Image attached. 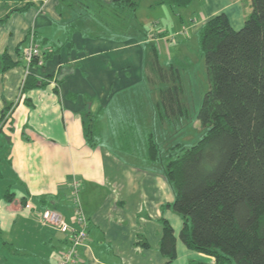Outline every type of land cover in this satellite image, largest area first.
Instances as JSON below:
<instances>
[{"label": "crops", "instance_id": "obj_1", "mask_svg": "<svg viewBox=\"0 0 264 264\" xmlns=\"http://www.w3.org/2000/svg\"><path fill=\"white\" fill-rule=\"evenodd\" d=\"M242 2L193 0L188 8L199 11L201 23L224 13L238 30L251 12V1ZM26 3L28 9L12 12ZM59 6L58 0H0V56L7 53L18 62L5 71L0 63V113L12 104L0 121V211L9 219L5 229L0 226V264L59 263L67 237L41 224L34 212L54 209L73 222L74 182L88 223L87 247L78 250L77 264H214L179 239L182 220L166 207L174 192L164 167L118 166L113 152L86 143V112L94 115L101 140L113 97L136 85L132 61L143 57L130 51L134 46H122V38L102 35L92 22L72 29L75 10ZM31 30L48 54L43 66L26 73L19 58ZM29 73L45 84L23 92ZM6 189L14 194L11 202L4 198ZM160 219L168 221L176 240L170 263L159 250Z\"/></svg>", "mask_w": 264, "mask_h": 264}, {"label": "trees", "instance_id": "obj_2", "mask_svg": "<svg viewBox=\"0 0 264 264\" xmlns=\"http://www.w3.org/2000/svg\"><path fill=\"white\" fill-rule=\"evenodd\" d=\"M192 1L155 0L151 6L176 10L188 7ZM250 1L251 12L240 29L234 30L224 13L207 19L199 28L198 44L208 81V90L196 113L203 133L188 148L180 143L169 147L164 167V177L174 192L173 202L166 207L182 220L179 239L188 249L212 257L214 264H264V0ZM58 2L60 6L82 10L81 17L70 21L72 29H80L85 21L94 23L102 35H123L136 29L140 0ZM29 7L26 3L12 12ZM164 36L159 33L154 37ZM176 37L174 34L167 40ZM46 54L43 52V60ZM0 63L1 71L18 64L7 53L0 56ZM143 64L148 69L146 80L162 86L154 105L158 121L176 120L186 113L179 84V67L183 63L163 66L156 45H152ZM38 84L45 83L29 73L22 90L26 92ZM11 106L1 111L0 121L5 120ZM93 118L86 112L83 119L90 147L99 141ZM149 151L150 160H154L152 141ZM13 195L6 189L4 198L11 202ZM159 223V250L170 263L176 258L173 229L164 219ZM3 245L20 255L13 245Z\"/></svg>", "mask_w": 264, "mask_h": 264}, {"label": "rangeland", "instance_id": "obj_3", "mask_svg": "<svg viewBox=\"0 0 264 264\" xmlns=\"http://www.w3.org/2000/svg\"><path fill=\"white\" fill-rule=\"evenodd\" d=\"M153 2L154 0H140L137 19L134 21L136 29H131L128 34L117 35L119 39L122 38L118 42L123 43L122 46H134L130 51L135 57L141 54L143 63L152 45H156L163 66L170 62L183 63L179 67V84L182 87L181 99L186 113L176 120L169 121L166 118L162 122L158 121L154 105L158 100V89L162 86L151 85L144 76L146 66L134 58L132 67L137 76L134 79L138 81L135 82L136 85L113 97L108 107L111 117L106 120V125H101L104 134L98 141L103 149L113 152L118 166L127 162V167H165L169 147L180 143L188 148L203 133L196 113L208 90V81L197 34L205 21L201 23L199 11L190 12L188 7L176 10L166 6L153 7ZM246 2L247 0H243L242 5ZM73 16L81 17L82 10L74 11ZM83 17L87 18L86 15ZM182 31L185 32L184 35L179 34ZM159 33L165 36L156 42L154 36ZM174 34L177 35L176 39L167 40ZM175 58L178 59L173 61ZM150 141L154 143L156 150L154 160L149 157ZM0 217V226L5 229L3 223H9V219L5 218L3 211H0Z\"/></svg>", "mask_w": 264, "mask_h": 264}, {"label": "built area", "instance_id": "obj_4", "mask_svg": "<svg viewBox=\"0 0 264 264\" xmlns=\"http://www.w3.org/2000/svg\"><path fill=\"white\" fill-rule=\"evenodd\" d=\"M182 31L179 34H184ZM20 63L24 66L26 73L29 72L33 63L40 67L44 64L43 51L38 43L35 42L34 31L31 30L27 45L20 53ZM79 185L74 182L72 185L73 201V222H68L62 214L50 208L35 211L34 214L41 224L49 226L67 237V246L61 252L58 264H77L78 250L87 247V218L82 208L78 196ZM29 208L30 205H27ZM32 207V206H31Z\"/></svg>", "mask_w": 264, "mask_h": 264}]
</instances>
